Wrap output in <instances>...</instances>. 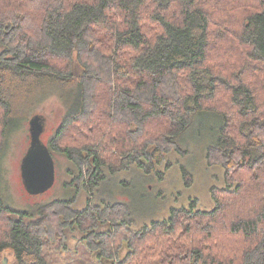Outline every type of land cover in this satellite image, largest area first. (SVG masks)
<instances>
[{"label": "trees", "instance_id": "trees-1", "mask_svg": "<svg viewBox=\"0 0 264 264\" xmlns=\"http://www.w3.org/2000/svg\"><path fill=\"white\" fill-rule=\"evenodd\" d=\"M53 94L66 115L46 145L75 166L67 186L153 171L203 111L220 117L206 162L225 186L211 210L191 200L140 231L124 202L15 210L0 187V264L59 262L66 229L98 264H264V0H0V154L18 110Z\"/></svg>", "mask_w": 264, "mask_h": 264}, {"label": "rangeland", "instance_id": "rangeland-1", "mask_svg": "<svg viewBox=\"0 0 264 264\" xmlns=\"http://www.w3.org/2000/svg\"><path fill=\"white\" fill-rule=\"evenodd\" d=\"M71 95L69 90L66 96L69 107L74 106L70 102ZM21 97L22 95H18L17 99ZM21 110L20 108L14 116V124L6 134V142L0 154V187L5 202L15 210L31 208L35 203L42 204L71 197L74 198L72 206L76 209L85 207L88 201L100 204L124 202L130 209L129 226L133 231H140L143 225L152 220L167 218L171 208L188 207L191 200H196L194 206L197 209L211 210L214 202L210 188L225 186L223 168L219 165H208L206 162L207 147L218 136L220 117L203 111L195 113L188 127L176 137V142L184 153L176 150L168 152L165 161L156 165L149 173H145L135 164L129 165L125 170L106 173V178L91 195L83 188L67 186L76 180L74 176L77 171L64 155L54 153V184L42 193H29L23 187L19 170L20 160L30 141L28 120L34 114L41 116L45 126L41 140L46 144L66 115V108L59 96L53 94L28 113L27 110V117L23 121ZM100 228L106 229V226ZM83 235L78 229L65 230V246L58 253L56 259L59 262L55 264H98L93 254L88 256ZM125 252L126 247H122L119 256ZM7 257V262L10 263L11 257ZM105 263L109 264V261L105 260Z\"/></svg>", "mask_w": 264, "mask_h": 264}, {"label": "water", "instance_id": "water-1", "mask_svg": "<svg viewBox=\"0 0 264 264\" xmlns=\"http://www.w3.org/2000/svg\"><path fill=\"white\" fill-rule=\"evenodd\" d=\"M44 122L39 114L28 120L29 146L21 159L20 176L24 189L39 194L52 187L55 180L54 159L41 140Z\"/></svg>", "mask_w": 264, "mask_h": 264}, {"label": "flooded vegetation", "instance_id": "flooded-vegetation-1", "mask_svg": "<svg viewBox=\"0 0 264 264\" xmlns=\"http://www.w3.org/2000/svg\"><path fill=\"white\" fill-rule=\"evenodd\" d=\"M45 128V127H44ZM44 131V130H43ZM43 133V132H42ZM41 133V135H42ZM29 146V145H28ZM28 148V147H27ZM27 150V149H26ZM26 152V151H25ZM25 154V153H24ZM22 159V158H21ZM20 164H21V160H20V163H19V170H20Z\"/></svg>", "mask_w": 264, "mask_h": 264}]
</instances>
